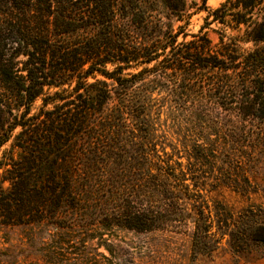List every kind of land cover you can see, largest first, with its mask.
I'll return each instance as SVG.
<instances>
[{"label":"trees","instance_id":"1","mask_svg":"<svg viewBox=\"0 0 264 264\" xmlns=\"http://www.w3.org/2000/svg\"><path fill=\"white\" fill-rule=\"evenodd\" d=\"M163 1L178 20L190 16L186 0ZM202 2L205 24L187 40L183 24L159 35L140 0H0V147L18 130L20 150L0 223L137 232L192 223L195 252L211 256L236 235L232 215L219 237L212 231L201 189L251 186L243 148L264 144V0ZM213 23L218 42L204 30ZM163 125L185 164L158 149ZM247 232L264 241V224ZM63 251L47 250V264H66Z\"/></svg>","mask_w":264,"mask_h":264},{"label":"rangeland","instance_id":"2","mask_svg":"<svg viewBox=\"0 0 264 264\" xmlns=\"http://www.w3.org/2000/svg\"><path fill=\"white\" fill-rule=\"evenodd\" d=\"M186 1L191 14L183 20H178L167 9L163 0H140V3L146 11L159 18V35L168 28L175 33L179 30V25L183 24L188 33L186 39L190 40L191 34L199 32L205 24L208 12L203 9L202 0ZM223 1L207 0L206 5L216 8ZM194 2L201 9L191 7ZM219 28L220 24L213 23L204 30L214 42H218ZM183 39L184 36L179 35L178 40ZM245 46L252 47L253 44ZM108 82L112 83L111 80ZM40 104L39 99L32 112L37 111ZM168 116L164 108L160 122L164 123L167 119V126L172 121ZM167 126H161L158 135H162V131L168 129ZM168 130L166 138L158 137V149L163 153L162 149L165 148L174 159L185 164L187 159L182 151V144L176 135H172L173 131ZM17 131L0 147V192L10 186V180L7 179L10 159L19 157L20 150L15 146ZM243 151L245 156L247 153L251 154L250 157H244L246 163L243 166L251 183L248 191H239L225 183H215L201 189L209 204L212 231L218 232L217 237L226 228L222 220L229 215L233 216V221L240 227L239 230L238 227L235 229L236 235H224L212 256L195 252L189 235L194 228L192 223L181 229L150 232L128 229L104 231L97 225L83 227L71 224L69 228H60L46 224L28 226L0 223V264H47L46 251L56 246L64 248L66 264H264V241L253 240L247 232L252 223L264 224V144L258 140L253 146H244ZM219 207L224 210H218ZM66 235L73 236L70 242H67Z\"/></svg>","mask_w":264,"mask_h":264}]
</instances>
